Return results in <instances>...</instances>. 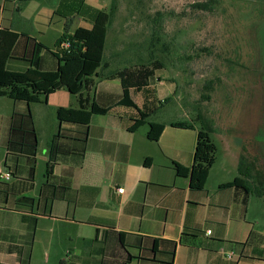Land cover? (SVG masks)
<instances>
[{"label": "crops", "instance_id": "1", "mask_svg": "<svg viewBox=\"0 0 264 264\" xmlns=\"http://www.w3.org/2000/svg\"><path fill=\"white\" fill-rule=\"evenodd\" d=\"M44 2L0 0V32L8 30L19 35L14 59L8 63L11 71L30 67L24 60L35 55L37 44L43 46L39 53L41 68L57 70L59 64L52 52L65 30L73 34L78 28L93 27V16L88 11L81 13V8L25 13V6ZM51 31L53 38L47 39ZM111 66L107 64L99 72L101 77H91L81 95L90 103L115 107L106 115L92 117L83 166L55 167V178L68 181L59 190L67 199L52 202L46 214L42 212L46 205L41 201L40 211L35 212L38 220L34 233L32 220H23L25 214L16 209V201L22 197L39 199L46 182L45 171L43 185L36 192V172L32 179L27 159L8 156L11 116L14 111L32 109L39 136L35 111L40 108L51 112L52 118L46 117L51 121V141L60 128L84 130L79 125L61 124L57 117L59 108L77 109L79 101L67 89L50 95L46 102L31 105L0 97L10 102L7 112L0 111V167L5 169L7 165L15 174L11 181H0V264H25L26 247L39 239L49 238L51 249L66 234L74 244V233L81 246L79 250L69 246L65 264H264V234L256 231L248 219L252 194L245 205L243 194L236 199V188H222L240 177L241 160L238 171L227 174L216 172V162L204 190L192 189L190 177L177 176L173 164L192 169L200 128L196 124L193 129L175 128L170 123L176 121L155 120L159 106L172 99L159 92L158 86L163 87L165 80L155 78L147 89L132 91V97L140 109L152 114L149 122L164 124L165 128L157 141L148 137L149 124L131 131L133 120L138 119L137 110L119 106L121 82L104 78L116 71H110ZM171 91L177 95L176 88ZM139 95L143 96L140 101ZM119 188H124L123 194L117 193ZM253 234L257 236L251 239ZM32 257L33 253L29 264Z\"/></svg>", "mask_w": 264, "mask_h": 264}, {"label": "rangeland", "instance_id": "2", "mask_svg": "<svg viewBox=\"0 0 264 264\" xmlns=\"http://www.w3.org/2000/svg\"><path fill=\"white\" fill-rule=\"evenodd\" d=\"M207 1L117 0L104 61L112 64L110 71L137 64L140 56L145 57L151 35V18L156 17L158 12L164 14L162 34L171 56L167 68L157 72L156 78L165 80L163 87L157 83L160 94L163 97L169 95L172 99L167 104L158 105L160 114L155 120L190 122L193 119V123L201 128V123L194 121L199 113L207 119L212 129V140L217 146L216 172L235 173L243 155L252 161L258 160L264 172V35L260 29L255 37L256 44L251 43V48L248 46L247 56L242 54L239 60L234 59L231 42L237 14L235 10L232 14V2L225 0L212 12L193 11L191 8L196 3ZM82 2L99 10L110 11L113 0H46L42 4L25 6L24 9L29 15L35 12L49 14L52 10L71 12L79 10ZM238 4L237 11H242V4ZM57 19L62 21L61 18ZM51 38L53 31L47 35V39ZM245 38L244 35V41ZM211 80L214 81L213 89L208 91L211 100H202V95L206 94L205 86ZM174 88L177 90L176 96L172 95ZM141 99L143 96L139 95L137 100ZM0 101V111L7 112L9 100ZM45 111L40 108L35 111L39 130L36 192L44 182L50 143L48 132L52 113ZM2 153L3 149H0V160ZM248 219L256 231L264 234V198L251 195ZM67 229L70 228H64V232ZM74 235V244L67 239L69 235L64 234V240L53 244L51 249L49 238L30 244L31 256L33 253L31 264L67 263L69 254L66 251L69 246L77 250L81 246L76 240L77 234Z\"/></svg>", "mask_w": 264, "mask_h": 264}, {"label": "trees", "instance_id": "3", "mask_svg": "<svg viewBox=\"0 0 264 264\" xmlns=\"http://www.w3.org/2000/svg\"><path fill=\"white\" fill-rule=\"evenodd\" d=\"M220 1L209 0L206 3H196L191 8L193 11L212 12L221 3H225V0ZM228 1H231L234 7H232V14L234 10V13L237 14L234 17L235 34L231 42L234 48L231 49V52L233 58L239 60V55L245 54L247 56L250 46L256 44L255 37H257V33L259 35L260 29L264 35V26L261 24L264 20V0ZM238 3L242 4L243 12L237 11ZM81 10H83L80 11L81 13L88 11L93 16V27L91 29L78 28L73 34H70L68 28L65 30L56 43L55 52H52L59 64L55 71H44L41 68L39 53L43 46L40 44H37L35 55L31 59H23L30 66L26 71H11L8 63L14 59L13 49L19 35L8 30L0 32V97L31 105L46 102L50 95L67 89L70 94L78 97L79 108H59L57 110L58 120L61 124L79 125L84 128L80 132H73L64 128L59 129L58 134L53 137L48 145V160L45 169L46 182L42 186L39 199L22 197L16 201V209L25 214L23 220L26 222L32 220L33 233L38 220V215L35 212L40 211L39 204L41 201H44L46 205L42 209L43 214H46L49 212L48 208L52 202L67 199L64 192L59 190L66 187L68 181L55 178V167L60 164H70L81 168L86 152L88 127L92 117L94 115H106L115 107V105L102 106L96 102L90 103L88 98L82 97L81 93L88 87L89 79L94 76L101 77L99 72L106 68L107 63L104 61V54L109 27L112 25L113 14L117 10V0H113L110 11L99 10L85 3L81 5ZM163 20L164 14L160 12L157 13L156 17L151 18V35L147 41L148 47L144 58L140 56L137 64L119 68L104 76L106 80L118 79L121 82L122 99L119 106L137 110L138 119L133 120L134 124L131 131H136L149 124L148 137L152 141L159 140L165 125L148 121L152 114L137 106L133 100L132 91L139 93L147 89L151 81L156 78L157 72L167 68L171 52L162 34ZM244 35L246 36L245 41ZM64 42L70 44L66 50L61 47ZM213 84L214 81L211 80L205 86L206 94L202 95V100H211L209 92L213 89ZM170 101L169 98L163 104ZM191 120L190 122L178 121L170 124L175 128L193 129L194 123L193 119ZM206 120L199 113L194 119V121H199L202 126L198 134L192 169L177 163L173 164L177 176L190 177L191 188L194 190H204L211 169L217 162V146L212 140V129ZM38 146V134L31 110L28 108L25 112L14 111L8 132L7 153L11 157L27 159L32 179L36 172ZM5 169L9 170L12 178H14L15 174L10 170L11 168L6 165ZM222 188H236L239 191L236 199L238 200V197L243 194L242 202L245 205L251 194L264 198V172L261 170L260 162L256 159L252 161L243 155L240 163V177ZM256 236L251 235V239ZM29 247L30 245L26 247L25 264H29L30 261L32 248Z\"/></svg>", "mask_w": 264, "mask_h": 264}, {"label": "built area", "instance_id": "4", "mask_svg": "<svg viewBox=\"0 0 264 264\" xmlns=\"http://www.w3.org/2000/svg\"><path fill=\"white\" fill-rule=\"evenodd\" d=\"M62 49L66 50L70 47V44L68 42H64L61 45ZM12 180V174L9 170L7 169H2L0 167V181L8 182ZM117 193L123 194L124 193V188H119L117 189ZM208 234H211V231H208Z\"/></svg>", "mask_w": 264, "mask_h": 264}]
</instances>
